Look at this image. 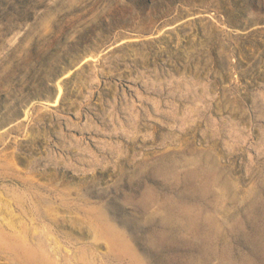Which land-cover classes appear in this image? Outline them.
<instances>
[{
    "label": "rangeland",
    "instance_id": "obj_1",
    "mask_svg": "<svg viewBox=\"0 0 264 264\" xmlns=\"http://www.w3.org/2000/svg\"><path fill=\"white\" fill-rule=\"evenodd\" d=\"M263 31L264 0H0V192L26 197L53 264L87 245L92 264H264ZM2 236L0 264H44Z\"/></svg>",
    "mask_w": 264,
    "mask_h": 264
},
{
    "label": "bare ground",
    "instance_id": "obj_2",
    "mask_svg": "<svg viewBox=\"0 0 264 264\" xmlns=\"http://www.w3.org/2000/svg\"><path fill=\"white\" fill-rule=\"evenodd\" d=\"M135 7V6H134ZM136 7H138V6H136ZM248 7V6H247ZM130 8H131V6H130ZM125 9V8H124ZM127 10H128V8H126ZM199 9V8H198ZM126 10V11H127ZM134 10H136V8L134 9ZM202 10V9H201ZM132 11V10H131ZM110 12V11H109ZM128 12V11H127ZM132 12H134V11H132ZM107 13V12H106ZM136 13V12H135ZM253 14V13H252ZM125 15V14H124ZM134 16V15H133ZM250 16V15H249ZM124 17H126V16H124ZM212 17V16H211ZM215 17V16H214ZM247 17V16H246ZM196 18H198V17H196ZM251 18H253V16L251 17ZM259 18V17H258ZM258 18H257V20H258ZM261 18H263V17H261ZM124 19V18H123ZM127 19V18H126ZM195 19V18H194ZM213 19V18H212ZM260 19V18H259ZM190 20V19H189ZM214 20V19H213ZM216 23V22H215ZM224 26H226V25H224ZM247 27V26H246ZM173 28V26L172 27H168V28H164V30L163 31H161L160 32V35H158L157 37H161L163 34H164V32H166L167 30H171ZM257 28V27H256ZM111 29V28H110ZM264 32V31H263ZM186 36V35H185ZM221 37V38H220ZM228 37V36H227ZM152 38V37H151ZM154 38H156V37H154ZM217 38H220V40L221 41H224V42H227L228 41V39L227 38H225V36L223 35V34H219L218 36H217ZM213 39V38H212ZM140 40V39H139ZM178 40V39H177ZM183 40H184V38H183ZM196 40H197V38H194V42H196ZM135 41V40H134ZM138 41V40H137ZM179 41V40H178ZM217 41H219L218 39H215V42L214 41H212V42H214V43H217ZM185 42V41H184ZM194 42H193V45H194ZM123 43H125V42H123ZM180 43V42H179ZM225 44V43H224ZM120 45V44H119ZM176 45V44H175ZM178 45V44H177ZM177 45H176V47H177ZM175 47V48H176ZM182 47V46H181ZM180 47V48H181ZM161 48H162V46H161ZM179 49V48H178ZM184 49V48H183ZM177 50V49H176ZM185 50H186V48H185ZM181 51H182V49H181ZM197 51V50H196ZM183 52H184V50H183ZM200 52V51H199ZM160 53V52H159ZM176 53V52H175ZM165 54V53H164ZM180 54V53H179ZM179 54H177V55H179ZM187 54H189L188 53V51H187ZM174 55H176V54H174ZM92 56V55H91ZM170 56H172V55H170ZM184 56V55H183ZM94 57V56H93ZM87 58L85 61H83V63H87V62H89V61H93L94 63L95 62H97L98 61V59H94V58ZM184 57H186V56H184ZM171 58V57H170ZM184 59V58H183ZM166 60V59H165ZM179 60V59H178ZM184 61V60H183ZM188 60H186L185 62H187ZM185 62H183V63H185ZM231 62V61H230ZM189 63V62H188ZM234 63V62H233ZM97 65V64H96ZM185 65H188V64H185ZM208 65V64H207ZM234 65H235V63H234ZM179 66V65H178ZM95 67V69H93L92 68V70H94L95 71V73H97V77H98V79H100V77L101 76H99V72H100V70L97 68L96 69V66H94ZM233 68V67H232ZM196 71V70H195ZM91 72H93V71H91ZM103 72V71H102ZM198 72V71H197ZM74 73V71L73 72H69V73H67L65 76H63V77H61L60 79H59V81L57 82V84H56V87H57V93H56V95H55V97H54V99H53V101H49V100H46V101H42L40 98H38V97H34L35 99H33V100H31V97L29 96L28 98L32 101V102H30L29 104H28V106H26L24 103H21L22 104V106H24V107H26V108H22V113H23V115H22V118L19 120V122H17L16 123V125L17 124H20V123H22V122H29L30 120H32V112L31 111H33L32 110V108L36 105V104H40V105H42L46 110H49V109H51V108H59V107H61V102H62V98H63V91H64V88H62V85H61V82H63L65 79H69L70 77H71V75ZM93 74V73H92ZM166 74V73H165ZM191 74V73H190ZM100 75H101V72H100ZM189 75V74H188ZM167 77V76H166ZM185 77H187V78H189L188 76H186L185 75V73L183 74V76L181 77V80L180 79H178V80H180V82L182 81V78L185 80ZM198 77V76H197ZM200 77V76H199ZM237 77V75H235V76H233V78L234 79H237L236 78ZM135 78V77H134ZM134 78H132V79H134ZM174 78H176V77H174ZM94 79H96V77H94L93 78V80ZM98 79H96V80H98ZM92 80V79H91ZM99 81V80H98ZM134 81V80H133ZM173 79L171 80V83H170V81L168 82L169 83V85H171L173 82ZM174 81H176V80H174ZM92 82V81H91ZM139 82V81H138ZM137 82V83H138ZM142 82V81H141ZM177 82H179V81H176V85H178L177 84ZM180 82H179V84H180ZM183 82V81H182ZM156 83V82H155ZM193 83V82H192ZM158 84H160L159 82H158ZM186 84V83H185ZM162 85V84H161ZM172 85H175V84H172ZM172 85H171V87H172ZM175 85V86H176ZM182 85V84H181ZM187 85H188V87H186V89H188L189 88V90H192L193 89V85H191V84H189V82L187 83ZM174 86V87H175ZM180 86V85H179ZM195 86H196V84H195ZM157 87H158V85H157ZM163 87V86H162ZM170 87V88H171ZM185 87V86H184ZM127 88V87H126ZM169 88V87H168ZM172 89H173V87H172ZM182 89H183V87H182ZM185 89V88H184ZM197 89V88H196ZM205 89V88H204ZM163 90V89H162ZM169 90H171V89H169ZM206 90V89H205ZM204 90V91H205ZM177 91V90H176ZM178 91H179V88H178ZM197 91V90H196ZM196 91H194V93H197ZM200 91V90H199ZM204 91H202V92H204ZM184 92V91H183ZM186 92V91H185ZM188 92V91H187ZM201 92V91H200ZM207 92V91H206ZM178 93V92H177ZM176 93V94H177ZM189 93V92H188ZM205 93V92H204ZM204 93H202V94H204ZM208 94V93H207ZM198 95V94H197ZM208 95H210V94H208ZM187 96V95H186ZM186 96H185V98L184 99H186ZM193 96H194V94H193ZM196 96V95H195ZM194 96V97H195ZM199 96V95H198ZM197 97V96H196ZM204 96L202 95V98H203ZM170 98V97H169ZM198 98V97H197ZM200 98V97H199ZM205 98V97H204ZM207 98H209V96H207L206 97V99ZM124 99V98H123ZM128 99V98H127ZM187 101L188 100H190V99H186ZM255 100V99H254ZM253 101V100H252ZM259 101V100H258ZM12 105V104H11ZM192 108H194V107H192ZM196 108V107H195ZM126 109V108H125ZM193 109H191V111H192ZM133 111V110H132ZM190 111V110H189ZM194 111V110H193ZM201 111V110H200ZM198 114H199V112H198ZM75 117V116H74ZM73 117V118H74ZM76 124V123H75ZM82 124V123H81ZM84 124V123H83ZM82 124V125H83ZM32 125V124H31ZM81 125V126H82ZM13 126V125H12ZM21 126V125H20ZM28 126V125H27ZM85 126H86V123H85ZM77 127H80V124H77ZM84 127V126H83ZM87 127V126H86ZM10 128V127H9ZM65 128V127H64ZM88 128H90V127H88ZM88 128H87V130H88ZM7 130V129H6ZM6 130H4V131H2V132H5ZM70 130H72V129H70ZM27 131V130H26ZM72 131H74V130H72ZM88 133H89V130H88ZM1 134V133H0ZM28 134H30V133H27V134H25V136L27 137L28 136ZM31 135V134H30ZM29 135V136H30ZM24 138V137H23ZM23 138H20V140H26V138L25 139H23ZM31 138V137H30ZM29 139V138H28ZM6 142H7V140H6ZM15 143V142H14ZM6 144V143H5ZM16 147V146H15ZM29 147V146H28ZM5 155V154H4ZM170 159V158H169ZM166 160H167V158H166ZM165 160V161H166ZM167 163V162H166ZM18 163H16V160H15V157H12V160H11V162L9 161L8 163H6L5 164V166H10V165H13V166H16ZM18 167V166H17ZM2 170V169H1ZM55 179V178H54ZM53 179V180H54ZM23 180V179H22ZM12 181V180H11ZM27 181V180H26ZM54 182V181H53ZM52 182V183H53ZM26 183V182H25ZM27 184V183H26ZM55 184V183H54ZM11 185V184H10ZM57 185V184H56ZM16 186V185H15ZM19 187V186H18ZM17 187V188H18ZM46 187H48V186H46ZM6 188V187H5ZM9 188V187H8ZM11 188V187H10ZM46 189V188H45ZM51 188H49V190H50ZM5 190V189H4ZM7 190H11V189H7ZM13 190V193L14 194H19V193H15L14 192V188L12 189ZM40 191V190H39ZM10 193V191H7V193H6V191L5 192H3V193H1L0 192V234H2L3 236L2 237H4V238H6L7 240H8V238L9 237H11V239L13 240V238L12 237H14L15 239V241H18V243H21L22 244V248H21V250L24 248L25 249V251H28V253L29 254H37L39 257H45L44 259H43V263L44 264H53V258H52V254L49 252V246L47 247V245L44 243V236H42V234L43 233H41V231H37V229H36V226L35 225H31V224H28V222H27V219H26V213H25V211H24V205H25V200H26V197H24V195L22 196V195H20V196H18V197H16V198H14V197H12L11 195H9V193ZM11 193H12V191H11ZM12 193V194H13ZM22 194V193H21ZM23 194H25V193H23ZM2 195V196H1ZM4 195V196H3ZM5 197V198H4ZM44 200H47V199H45V198H43ZM47 202H48V200H47ZM50 202V201H49ZM55 202V201H54ZM50 204V203H49ZM12 206H15L16 208H18L19 210H21L20 211V214H18L19 215V218H17L18 216L17 215H15V214H13V208H12ZM88 206V205H87ZM23 208V209H22ZM48 208H50L51 210L53 209V207L51 206V205H49V207ZM48 208H46V210H48ZM87 208V207H86ZM84 209V208H83ZM16 210V209H15ZM46 210H44V209H42V208H38V207H35L34 208V212L36 213V214H38L39 215V217L41 216L44 220L45 219H47L48 218V215H47V212H46ZM6 213H5V212ZM18 211V210H17ZM28 212V211H27ZM36 214H34L33 213V216L35 217L36 216ZM58 216L56 215V218H57ZM168 218V217H167ZM31 219H32V221L34 222V219L31 217ZM169 219V218H168ZM43 220V221H44ZM30 222V221H29ZM32 222V223H33ZM99 223V222H98ZM35 224H37V223H35ZM73 224V223H72ZM74 225V224H73ZM35 226V227H34ZM75 226L80 230V231H82V232H86V233H91L92 235H94L95 237H97V236H102V237H104V238H107V239H109L110 240V238H112L113 239V248H111V253H108L109 255V257L111 256V255H113L114 253V251L115 252H117L118 253V255H117V257H118V260H122V259H120L121 257H129V258H131V261H133L132 259L135 257L136 258V256H135V254H134V252L132 251V249H131V247L129 246H127V244L125 243V241H124V238H123V236H121V234L119 233V232H116L117 230H115V229H110V228H108L106 225L105 226H102V224H100V225H97V224H95V223H92V224H85L84 223V221H78L77 222V224H75ZM114 228H116V227H114ZM7 229H9L10 231H12L11 232V234L9 235L8 234V232L6 231ZM45 231H48V236H46V238H47V240H50V237L53 235V234H56V237L55 236H52V237H54L55 238V241L56 242H58L56 245L58 246L59 245V242H63L62 240L60 241V239H58L59 237L58 236H60V235H58V233H57V231H56V233L53 231V229H51V228H47V230H45ZM2 240V239H1ZM12 241L11 243L13 244V243H15V241ZM9 241H11V240H9ZM4 242V240H2V243ZM1 243V242H0ZM7 243H9V242H7ZM63 243H66V244H69V243H67L66 241H64ZM10 244V243H9ZM7 245V246H11V245ZM2 245V244H1ZM88 246V245H87ZM84 247V248H81V249H79V251L77 252V254L74 256V255H70V251H68L67 252V250H66V253H67V256H68V259H67V261H65V263L64 264H92L91 262V254H93V251H90V250H93V247ZM1 247H3V245L1 246ZM0 247V248H1ZM21 247V246H20ZM12 248V247H11ZM4 249H6L5 248V245H4ZM58 249H60V251H61V247H58ZM131 249V250H130ZM3 250V249H2ZM12 250V249H11ZM11 250H9V252H11ZM1 251V250H0ZM8 251V250H7ZM6 251V252H7ZM23 251V250H22ZM24 251V252H25ZM6 252H4V253H6ZM52 252V251H51ZM27 253V252H26ZM62 253V252H61ZM3 254V253H2ZM7 254V253H6ZM10 254V253H9ZM8 254V255H9ZM57 254V253H56ZM1 255V254H0ZM5 255V254H4ZM58 255V254H57ZM56 255V261H58V260H60L61 258H59L61 255H58L57 256ZM2 256V255H1ZM55 256V255H54ZM114 256V255H113ZM5 257H7V256H5ZM120 257V258H119ZM134 258V259H135ZM11 262V261H10ZM40 264H41V262H40Z\"/></svg>",
    "mask_w": 264,
    "mask_h": 264
},
{
    "label": "water",
    "instance_id": "obj_3",
    "mask_svg": "<svg viewBox=\"0 0 264 264\" xmlns=\"http://www.w3.org/2000/svg\"><path fill=\"white\" fill-rule=\"evenodd\" d=\"M154 72H155V68H152V69H151V73H153V74H154ZM139 85H140V84H139ZM151 105H152V104H151ZM71 116H73V117H74V115H71ZM98 121H99V120H98ZM116 125H117V126H119V125H120V122L116 121ZM215 154H216V153H215ZM213 158H215L217 161L221 159V157H220V156H218V155H217V156H215V157L213 156Z\"/></svg>",
    "mask_w": 264,
    "mask_h": 264
}]
</instances>
